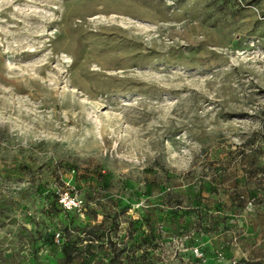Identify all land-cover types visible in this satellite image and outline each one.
Here are the masks:
<instances>
[{
    "label": "rangeland",
    "instance_id": "1",
    "mask_svg": "<svg viewBox=\"0 0 264 264\" xmlns=\"http://www.w3.org/2000/svg\"><path fill=\"white\" fill-rule=\"evenodd\" d=\"M0 264H264V0H0Z\"/></svg>",
    "mask_w": 264,
    "mask_h": 264
},
{
    "label": "built area",
    "instance_id": "2",
    "mask_svg": "<svg viewBox=\"0 0 264 264\" xmlns=\"http://www.w3.org/2000/svg\"><path fill=\"white\" fill-rule=\"evenodd\" d=\"M60 202H61L62 206L68 210L74 209V208L80 206V201H78L77 199L70 197L68 195H65V196L63 195L60 199Z\"/></svg>",
    "mask_w": 264,
    "mask_h": 264
},
{
    "label": "trees",
    "instance_id": "3",
    "mask_svg": "<svg viewBox=\"0 0 264 264\" xmlns=\"http://www.w3.org/2000/svg\"><path fill=\"white\" fill-rule=\"evenodd\" d=\"M103 250L105 251V252H108V251H110V249H109V247L108 246H103ZM65 258H68V256L66 255V257Z\"/></svg>",
    "mask_w": 264,
    "mask_h": 264
}]
</instances>
